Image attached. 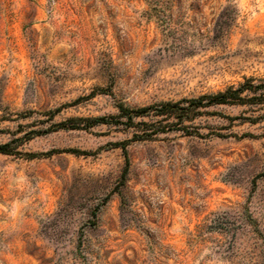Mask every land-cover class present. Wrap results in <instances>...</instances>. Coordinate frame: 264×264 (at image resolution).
<instances>
[{
	"label": "rangeland",
	"instance_id": "374dc122",
	"mask_svg": "<svg viewBox=\"0 0 264 264\" xmlns=\"http://www.w3.org/2000/svg\"><path fill=\"white\" fill-rule=\"evenodd\" d=\"M250 76L264 78V0H0V143ZM196 123L204 137L100 124L0 153V264H264L246 216L264 235V119Z\"/></svg>",
	"mask_w": 264,
	"mask_h": 264
},
{
	"label": "trees",
	"instance_id": "16d2710c",
	"mask_svg": "<svg viewBox=\"0 0 264 264\" xmlns=\"http://www.w3.org/2000/svg\"><path fill=\"white\" fill-rule=\"evenodd\" d=\"M244 106V107H260L264 109V78L254 76L246 77L243 82L238 85H229L222 90L215 92L203 93L199 96L183 97L179 100H167L157 103L141 106L131 107L123 102L118 103L117 107L119 112L116 115L95 116V117H71L62 122L52 123L47 129L43 130H26L20 137H14L11 141L0 143V153L3 154H19L20 145L35 137L55 132L61 129H88L100 124L116 125L125 129L136 128L138 132L134 134L136 139H151L159 133H167L172 131H181L189 136L204 137L205 134L200 131V124L196 120L205 115H216L229 120L230 124L225 127L231 128L235 121L241 123L250 122L257 123L264 119V114L259 117H252L246 115H225L221 111H209L210 107L216 106ZM60 112V109L51 110L43 113L49 115V120H53L55 115ZM161 117L159 120L149 122L144 118L154 119ZM2 132V131H0ZM207 136H217L220 138H229L238 136L236 133H224L221 129L211 128L206 134ZM242 136H254L251 133H245ZM119 144L126 157V166L123 171L122 177L125 179L129 172L130 160L128 156L127 142L122 141ZM73 152L77 154H87L86 151L78 149ZM31 158L36 157V153H30ZM253 227L256 235H258L264 244V235L259 230L256 221L250 214L246 215ZM82 242H79L81 248Z\"/></svg>",
	"mask_w": 264,
	"mask_h": 264
}]
</instances>
